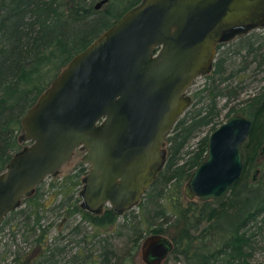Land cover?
Instances as JSON below:
<instances>
[{"label":"trees","instance_id":"obj_1","mask_svg":"<svg viewBox=\"0 0 264 264\" xmlns=\"http://www.w3.org/2000/svg\"><path fill=\"white\" fill-rule=\"evenodd\" d=\"M97 1L0 0V171L25 146L20 120L27 108L76 52L141 0H107L95 8ZM115 5L120 6L117 12ZM222 43L217 44L211 70L192 89L190 105L166 137L164 165L144 191L140 213L128 211L119 219L120 213L108 206L99 213L84 209L75 194L81 173L87 172L80 166L47 188L41 183L8 212L0 225V264L9 257L8 264H135L140 240L161 234L163 224L179 227L169 255L175 264H264L256 258L257 253L264 255V76L261 86L238 107H228L244 87L232 82L249 63L264 71V42L248 40L231 48L242 56L241 63L247 60L236 67L226 62L229 56L220 49ZM225 107L226 118L240 113L251 119L241 144V177L222 198L192 200L185 207L183 186L207 153L209 133L199 134L223 121L219 116ZM51 211L58 213L53 221ZM153 218L160 219V226L144 229L154 224ZM205 219L215 227L209 234L202 228ZM6 227L8 233L3 232Z\"/></svg>","mask_w":264,"mask_h":264},{"label":"water","instance_id":"obj_2","mask_svg":"<svg viewBox=\"0 0 264 264\" xmlns=\"http://www.w3.org/2000/svg\"><path fill=\"white\" fill-rule=\"evenodd\" d=\"M263 24L264 0H141L125 10L22 115L21 139L29 144L0 171V225L79 146L89 165L82 207L121 213L135 206L158 177L162 145L191 103L193 80L211 70L217 44ZM250 128L249 117L233 113L209 133L205 158L183 186L188 200L220 199L240 179ZM172 247L150 234L140 243L141 260L161 264Z\"/></svg>","mask_w":264,"mask_h":264},{"label":"rangeland","instance_id":"obj_3","mask_svg":"<svg viewBox=\"0 0 264 264\" xmlns=\"http://www.w3.org/2000/svg\"><path fill=\"white\" fill-rule=\"evenodd\" d=\"M119 8H120L119 5H115L114 6V12H117L119 10ZM248 40L255 41V44H258L260 42H264V24L256 26V27H252V28H249V29H246V30L245 29L236 30L231 37H229V38H227V39H225L223 41L224 43H222L223 45L220 46V49L225 51L224 55H228L229 56L228 60L226 61L227 63L229 61H233L232 65L235 66V67L239 66V65H241L243 63H246L247 60H243L242 61L243 63H241V60H242L241 57L242 56H237V55L233 54V52H231L230 50H231V48H237L239 45L246 43ZM216 55H218L217 52H216ZM216 55H215V57H216ZM248 58H246V59H248ZM263 76H264V71H257L255 69L254 63L250 62L249 65L247 66V68L245 69V71L242 74H240L239 76H237V78L234 79V81L232 82V84H234L235 82H239L244 87H243L242 91L240 92V94L238 95V97L232 98L228 102V107L229 106L238 107L241 104V101L243 99H245L249 95L253 94V92L256 91L261 86V84L263 83L262 82V77ZM202 81H204L203 75H200V76L196 77L193 80V83H192V85H191V87L189 88V91H188V94L191 96V98H192V94H191L192 89L196 85H199ZM223 102H224V98L221 97L219 99L218 104L220 105ZM226 111H227V107H225L221 111L220 116H219V120H225L226 119V116H225ZM210 132H211L210 128L209 127H205L203 129V131L199 134V136L203 135V134H208ZM199 136H197V137H195L193 139V143L198 139ZM24 142H25V146L29 144V141H27V140L24 141ZM162 148L166 151V140L163 143ZM84 152H85V149L83 147H81V146L76 147L75 150L73 151L72 155L70 156V158L67 161H65L58 168V170H57V172L55 174L47 175V177L43 181L44 182V187L47 188L49 186L50 182H55V181H58V180H62L64 177H66L67 174L74 173L80 166H85L86 170H88L89 169V165L82 160V156H83ZM85 174L81 173L80 178L82 179ZM82 185L83 184H82V181H81V184L76 186V191H75L76 195H78L79 191L82 188ZM142 201H143V198L141 196L139 202L135 206H133L129 210H125V211L120 213L119 219H122V217L128 211H132L133 210L134 213H140L141 209L139 208L138 205ZM188 201L189 200L184 195H183V197H181V203H182L183 206L186 207ZM57 214H58L57 212H54V213L52 211L49 212V214H48L49 215V221H53V219L55 217H57ZM77 219H79V217H77ZM170 220L173 221V219H170ZM154 221L155 222H154V224H152L151 227H147L146 225H143V228L144 229L158 228L160 226L159 223L161 222L160 219H154ZM161 227L164 230V231H162L161 234L163 236L167 237L170 240H172V238L177 234L178 229H179V227H177V226H170V225H166V224H163ZM8 231H9V228L6 227L3 232L8 233ZM62 231H63V233H67L68 229L66 228V229H63ZM149 232H148V234H149ZM53 234H55V230L54 229L50 232L49 237H51ZM150 234H153V233H150ZM20 240H21V236H20V234H17V241L20 242ZM141 241L142 240H140V243H141ZM256 258L258 260H264L263 253L262 252L257 253L256 254ZM10 259H11V257H9V259H6V262L5 263L3 262V264L10 263ZM134 263L135 264H145L141 260V256H140V253H139V248L135 252ZM162 264H175V263H174V259L171 256H168L162 262Z\"/></svg>","mask_w":264,"mask_h":264},{"label":"flooded vegetation","instance_id":"obj_4","mask_svg":"<svg viewBox=\"0 0 264 264\" xmlns=\"http://www.w3.org/2000/svg\"><path fill=\"white\" fill-rule=\"evenodd\" d=\"M221 42H223V41H221ZM213 200H215V199H212V200H208V202H210V201H213ZM216 200H218V199H216ZM189 201H192V200H189ZM212 220H210V219H205V220H203L202 221V228H203V230L205 231V233H207V234H209L211 231H214V229H215V227H213L212 225H211V222ZM171 242H172V240H171ZM210 242V241H209ZM172 245H173V242H172ZM213 247H215V246H213ZM172 249H173V247H172ZM172 251V250H171ZM170 251V252H171ZM211 252H215L216 251V249H214V250H210ZM170 252H169V254H168V256L170 255ZM167 256V257H168ZM166 257V258H167ZM165 258V259H166ZM164 259V260H165ZM163 260V261H164ZM162 261V262H163ZM162 264V263H161Z\"/></svg>","mask_w":264,"mask_h":264}]
</instances>
